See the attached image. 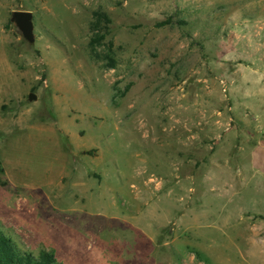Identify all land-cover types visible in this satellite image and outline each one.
Wrapping results in <instances>:
<instances>
[{
    "label": "rangeland",
    "instance_id": "obj_1",
    "mask_svg": "<svg viewBox=\"0 0 264 264\" xmlns=\"http://www.w3.org/2000/svg\"><path fill=\"white\" fill-rule=\"evenodd\" d=\"M263 217L264 0H0V231L18 250L264 264ZM182 226L181 249L145 248Z\"/></svg>",
    "mask_w": 264,
    "mask_h": 264
},
{
    "label": "trees",
    "instance_id": "obj_2",
    "mask_svg": "<svg viewBox=\"0 0 264 264\" xmlns=\"http://www.w3.org/2000/svg\"><path fill=\"white\" fill-rule=\"evenodd\" d=\"M104 18L98 15V19ZM264 219V217H263ZM0 264H58L54 256L47 252H40L37 258L17 249L15 244L0 231Z\"/></svg>",
    "mask_w": 264,
    "mask_h": 264
},
{
    "label": "crops",
    "instance_id": "obj_3",
    "mask_svg": "<svg viewBox=\"0 0 264 264\" xmlns=\"http://www.w3.org/2000/svg\"><path fill=\"white\" fill-rule=\"evenodd\" d=\"M193 185V183L191 184ZM176 187H178L180 189L181 187V183L178 182V184L176 185ZM181 199V197L179 198V200ZM180 203V202H179ZM191 214L188 213L187 214H182L179 216V221L182 222L184 219H187L186 222H189L188 220L191 219ZM184 226H191V225H185L183 224ZM182 226L183 228H178V229H174V238L173 239H170V237L168 238H162V239H158V238H155V236H157V233L153 236H149V238L146 240L147 241V244H146V249L148 251L150 250H156L158 249V243L160 242V245L164 248H167L168 246H172V247H177L178 249H181L180 245L181 243H186L185 241V237H186V233H189L191 234V232L193 231L191 228L189 227H184ZM207 240V239H206ZM231 241H237V238H231L230 239ZM245 240V238L243 237V239L241 240V242L243 243ZM194 241H196V243H199L201 241V238H195ZM246 242V241H245ZM255 241H253L251 244H254ZM237 243H240V239L239 241H237ZM247 244H250L247 242ZM159 250V249H158ZM244 258V259H243ZM241 258L242 260V263L243 264H255L254 262L251 261V259L248 257V258H245L243 257ZM230 263V262H229ZM228 263V264H229ZM232 264V263H230Z\"/></svg>",
    "mask_w": 264,
    "mask_h": 264
},
{
    "label": "water",
    "instance_id": "obj_4",
    "mask_svg": "<svg viewBox=\"0 0 264 264\" xmlns=\"http://www.w3.org/2000/svg\"><path fill=\"white\" fill-rule=\"evenodd\" d=\"M10 22L13 23L16 29L20 32L22 38L29 44L35 41L33 32V15L29 11H13L11 13ZM33 94L29 95V100H33Z\"/></svg>",
    "mask_w": 264,
    "mask_h": 264
}]
</instances>
